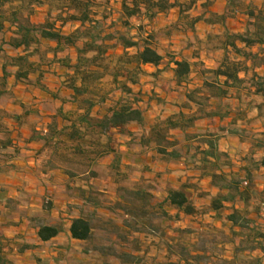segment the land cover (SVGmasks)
I'll return each instance as SVG.
<instances>
[{
	"label": "trees",
	"instance_id": "trees-1",
	"mask_svg": "<svg viewBox=\"0 0 264 264\" xmlns=\"http://www.w3.org/2000/svg\"><path fill=\"white\" fill-rule=\"evenodd\" d=\"M97 1L0 0V103L13 98L8 87L10 78L31 83V76L38 74L35 85L51 93L43 83L44 68L52 63L65 67L69 71L67 86L73 91L69 103L76 105L77 110L65 112L60 108L46 132L33 134L32 139L43 145L39 156L44 166L64 170L69 177L94 175V163L109 150L113 130H117L121 137L129 139V147L154 152V159L166 163L182 161L200 178L210 179L218 192L214 196L204 194L211 201L208 212L229 224L230 233L210 226L190 241L195 235L192 228L174 226L182 214H203L192 199L190 187H168L167 196L159 199L154 184L142 183L119 186L116 201L94 188L81 189L84 205L80 216L71 223L72 239L84 243L83 254L96 260L95 264H143L142 235L159 240L156 245L167 253L165 264H264V189L255 183V172L264 170V155L260 162L252 157L247 166L235 170L229 154L220 150L219 133L194 129L204 120L228 118L232 108L224 100L233 95L243 105L254 106L264 119V5L223 0L226 8L220 15L212 11L220 0H121L120 14L114 19V11L107 7L101 10ZM199 5L201 14L192 17L190 12ZM40 6H47L48 14L43 23L37 24L32 18ZM174 8L180 10L181 20L189 29L201 21L225 27L227 18L242 11L247 18L246 29L233 33L224 28L222 47L226 56L217 70L205 71L212 79L178 96L169 116L160 115L149 121L139 106L142 100L132 88L140 82L143 67L157 68L155 76L171 71L180 86L190 81L193 71L194 64L189 60L161 54L153 37L146 33L150 23ZM69 24L79 26L65 33L63 29ZM44 41L55 46L43 48ZM119 47L124 53L111 70L110 52ZM7 48L14 54H8ZM71 49L76 51L75 64L69 54L60 57ZM108 76L110 82L105 80ZM118 92L122 97L105 114H94ZM52 96L59 99L58 95ZM10 117L0 107V155L4 160L19 154L4 124ZM246 118V110H238L228 133L245 137L247 131L237 124ZM60 119L65 126H60ZM104 138L107 143L102 142ZM258 149L264 151V135ZM35 228L43 243L63 231L61 224L42 221ZM227 245L234 247L231 259L224 257ZM35 248L22 241L12 246L0 234V264H18L12 255L14 249L24 254ZM63 260L59 256L56 261Z\"/></svg>",
	"mask_w": 264,
	"mask_h": 264
},
{
	"label": "crops",
	"instance_id": "crops-1",
	"mask_svg": "<svg viewBox=\"0 0 264 264\" xmlns=\"http://www.w3.org/2000/svg\"><path fill=\"white\" fill-rule=\"evenodd\" d=\"M250 1L254 2V0ZM111 2H116L117 4L118 14L115 15L116 11H114L113 16L114 19H117L121 11V0H111ZM263 5L264 0L258 6ZM217 6H221V9L218 10ZM197 7H199V12L195 16L192 15L195 7L190 12L192 17L201 14L200 5ZM225 8L226 2L220 0L214 4L212 11L221 15L225 13ZM47 14V6L37 7L32 18L33 22L37 24L43 23ZM236 19L240 20L242 29L232 30L230 23ZM159 20L169 22H165L164 26H157L156 21ZM246 21L247 18L244 13L238 11L233 17L227 18L225 27L222 25H208L201 21L195 25L194 29L184 28V31L181 32L180 41L181 43L187 42L188 45L187 50L179 51L178 58L192 62L194 64L193 71L190 81L182 86L177 84L174 74L169 71L170 79L174 86L173 89L175 90L170 93L173 96L172 99H170V95H168L169 99L165 98V96H163V99L161 96H157L161 97L159 98L160 100L162 99L161 102L158 100L156 104L158 107L162 106L159 113L157 112L158 107L154 105L153 98V94L157 93V90L154 87L149 88V81L159 83L163 73L155 76L157 68L150 65L144 66V73L140 77V82L132 86V88L142 100L139 106L145 110L147 120L152 112H155V115L151 117L152 121L160 115L169 116L175 108L174 103L178 96H183L188 90L201 87L204 80L212 79L211 75L205 74V71L217 70L226 56L227 52L222 47L224 28L233 33H243L246 29ZM172 24L181 29L183 28L178 8L172 9L169 13L159 15L154 22L149 24L146 33L154 37L155 31L159 29L158 27H166ZM69 25L74 26L72 31L79 26V24ZM214 38L218 42L215 46H212ZM50 46L54 47L55 44L47 41L42 42L43 48ZM6 51L10 55L14 54L8 48ZM212 52L216 54L214 55ZM123 53L124 49L121 47L110 52L109 65L111 70H114L118 58ZM67 54L70 55L72 63L75 64V49L61 54L60 57ZM50 57H53V55H50ZM197 63L198 65H196ZM44 71L45 78L43 83L51 93L43 91L35 85L34 82L38 78V74L31 76V83L17 82L12 77L8 81V87L13 94V98L2 107L13 117L6 119L4 124L10 132L13 144L18 147L19 154L14 159L8 160H4L3 156L0 155V234L12 242V246L17 241H22L36 247L24 254L18 253L14 249L12 255L18 264H83L82 262L88 263L90 261L91 257L83 254L84 243L72 239L70 233L71 223L73 219L80 216V208L84 205L81 189L94 188L104 193L111 201H116L119 186H130L131 183H134V185L152 183L156 186L154 191L156 197L163 199L167 196L168 187L179 189L188 186L186 179L193 177L196 187L202 185L200 187L204 188V191L207 192L206 194H211L212 196L217 194L218 191L212 188L210 179L200 178V175L191 170L184 162L166 163L159 159H154V152L144 151L138 146L129 147L127 144L129 139L121 137L117 130H113L109 150L94 163V175L85 173L84 175L69 177L64 170H50L45 167L43 158L39 156L43 145L39 141L32 139L33 134L37 131L46 132L51 118L58 113L60 108L63 107L65 112H75L77 106L71 102L69 103L73 95V91L67 86L69 71L56 63L46 66ZM2 74L0 65V77ZM241 76L244 77L245 75L242 74ZM105 80L110 82L111 78L108 76ZM146 93H148V96H146ZM52 94L58 95L59 99L53 97ZM121 97L122 94L119 92L113 94L112 100L108 101L103 107L97 108L94 114H105L106 110L113 106ZM64 101L68 103L64 105ZM224 102L232 108V113L228 118L224 120H204L198 122L194 129L202 132L219 133L221 137L219 141L220 150L229 154L235 170L247 166L252 157L255 162H260L264 151L259 150L258 146L261 145V139L264 135V119L259 117V111L254 106L247 107L246 104L243 105L236 99L235 95L225 99ZM240 109H244L247 112V118L237 124L238 127L247 131L245 137L228 133L232 120ZM14 117H18L19 120H15ZM59 124L61 127L66 125L62 119L59 120ZM213 124L215 125L212 126ZM199 126L204 128H199ZM132 129L135 130L136 127L132 126ZM221 129H225L226 132L221 133ZM107 141L108 139L106 138L102 139L103 143H107ZM240 147L244 152L236 156L238 149H241ZM12 152L13 150L10 149L9 153ZM178 175L180 177L185 176V178L178 182L175 180L179 177ZM255 175L257 177L255 180L256 185L261 190L264 189V170L256 171ZM190 191L191 189H189ZM192 199L198 208L206 207L207 211H209L210 197L198 195L197 198ZM10 200L13 203L8 204ZM206 216L211 218L210 220L218 229L224 230L226 234L230 233V225L216 220L214 213L209 212ZM34 217L37 218L35 221L33 220ZM194 217L182 214L181 221L174 226L191 228V226H186L182 223L184 219L188 222V219H195ZM253 217L255 218V216ZM39 221L49 225L61 224L63 231L56 238L43 243L39 240L37 229L35 228ZM140 237L143 244L141 253L144 258L143 264L150 260L152 262H160V264H165L168 261L166 251L156 245L159 242L158 239L145 235ZM233 251L234 247L227 245L224 257L233 258ZM59 256L64 258L61 263L56 261ZM38 259L41 260V263H39Z\"/></svg>",
	"mask_w": 264,
	"mask_h": 264
},
{
	"label": "rangeland",
	"instance_id": "rangeland-1",
	"mask_svg": "<svg viewBox=\"0 0 264 264\" xmlns=\"http://www.w3.org/2000/svg\"><path fill=\"white\" fill-rule=\"evenodd\" d=\"M261 1L262 0H254V2H256V4H258V5L261 4ZM97 2L99 4V6L101 7V10H103V7H107V8L112 9L113 11H116L115 15L118 14V12H117L118 7L116 6L117 5L116 2L112 3L111 0H98ZM198 8L199 7H196L194 9V11L192 12V15L195 16L196 14H198V12H199ZM216 8L218 10H220L221 6H217ZM165 22H169V21H165ZM165 22H162L159 20V21H156V23H157L156 25L157 26H159V25L164 26ZM133 23L137 24L136 21H133ZM240 23L241 22L238 19L231 21V23H230L231 29L232 30L242 29V26ZM181 26L183 27L182 29L180 27L172 24V25H167L166 27H158L159 28L158 31H155L154 37H153V44L161 54H163L165 56H168L169 54H171V55L178 57L179 51L183 52V51L187 50L186 48H187L188 44H187V42L181 43L180 36H182L181 32L184 31V28H187V29H189V28L184 23V20H183ZM73 29H74V26L68 25L66 27V29L64 30V32L65 33H71ZM217 42L218 41L214 38V40L212 42V46H215L217 44ZM212 53L214 55L216 54L215 52H212ZM149 82H150L149 88L151 89L152 87H154L157 90V93L153 94L155 107H158V105H156V104H157L158 100H160L159 98H161V97H162V99L164 98L163 96H165V98L169 99V97H170V99H172L173 96H171L170 93L173 92L175 89H173L174 86H173V83L170 79V72L169 71L163 72L162 78L160 79L159 83H155V82L153 83V81H149ZM147 94L148 93H146V96H148ZM168 95H170V96L168 97ZM157 96H161V97H157ZM5 104H6L5 102H2V103H0V106L3 107ZM161 109H162V106L158 107L157 112L159 113ZM153 115H155V112H152V114L149 115V118H148L149 121H152L151 117ZM214 125L215 124H213L212 126H214ZM199 128L203 129L204 127L199 126ZM242 152H244V150L242 148L238 149V151L236 152V156L241 155ZM178 176L179 177H177V179H175L178 182H181L185 178V176H182V177H180V175H178ZM186 180H187L188 186L191 189L190 193H191L192 198L195 199V198H197L198 195L203 196L204 194L207 193L204 191V188L200 187L202 185H199L196 187L193 177L187 178ZM130 186H134V183H131ZM206 199H208V198H206ZM201 212L203 214L202 215L199 214L198 216L194 217L195 219L190 218V219H188L189 220L188 222H186V219L183 220V223H182L183 225L191 226V228L195 231V235H193L190 238V241H195L198 238V235L205 232L208 227L212 226V227L216 228V226L210 220L211 218L206 216L209 213L207 211V208L201 207ZM205 212H207V213H205ZM219 237L221 240V236H219ZM96 262H97L96 260L91 258L90 261H88V263H86V262H82V263L83 264H95ZM146 264H160V262H156V261L152 262V260H150V261H146Z\"/></svg>",
	"mask_w": 264,
	"mask_h": 264
}]
</instances>
